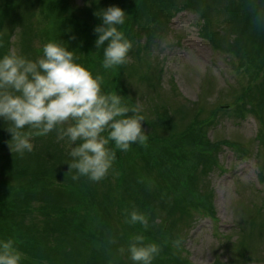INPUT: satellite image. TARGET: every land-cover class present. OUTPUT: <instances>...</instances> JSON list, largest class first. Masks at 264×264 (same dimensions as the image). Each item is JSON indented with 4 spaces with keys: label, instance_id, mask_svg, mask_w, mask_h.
<instances>
[{
    "label": "trees",
    "instance_id": "1",
    "mask_svg": "<svg viewBox=\"0 0 264 264\" xmlns=\"http://www.w3.org/2000/svg\"><path fill=\"white\" fill-rule=\"evenodd\" d=\"M37 1L44 3V0ZM67 1H54L58 12L67 20L65 28L58 33L59 39L65 41L69 49L79 57L78 62L104 76L105 91L114 90L122 95L126 103L135 104V98L130 97L121 81V72L125 64L107 73L100 67L102 49L96 51L94 46L96 34L93 32V27L100 23V19L94 12L111 5L119 6L127 13L125 23L119 26L120 30L125 33L126 27L128 30L139 27L152 33L161 30L163 21L160 18L168 20L179 7L173 0H99V3H92L91 6L71 7L70 10H65L64 8L68 6ZM213 2L214 0L210 2L183 0L182 7L190 8L198 14L202 20V24L199 25L200 35L211 43L215 51L229 52L238 60L239 82L248 81L245 80L244 74L250 81L242 86L231 100L216 104L208 110L201 105H189V102L187 104L182 101L171 113L167 105L151 104L149 115H146V121L142 124L144 130H147V127L151 128V132H146L145 144L132 145L127 152L115 150V160L109 172L116 174V188L124 191L132 186L137 195L130 201L119 197L118 206L113 213L109 211L110 206L106 209L103 193L97 195L93 181L87 177H80L76 181L71 179L74 170H68L65 162L70 160L68 149L53 139L55 132H50L47 136H32L33 151L18 155L12 152L7 144L10 134L0 127V239L14 240L15 246L22 254L21 264H122L120 260L122 254L118 249L120 247L126 249L131 237L137 234L145 237V243L155 242L160 246V256H156L152 264H162L175 255L179 256L176 264H188V259L181 254L180 249L177 250L172 244L161 239L164 237L162 232L165 227L162 223L156 230L146 231L139 223H126L125 218L135 209L143 213L149 222L158 208L166 209L168 213L179 209V213L186 214L187 217L188 207L194 211L193 215H212L211 211H207L211 208L209 204V209L205 204L198 206L187 204L180 183L170 177L164 179L163 175L168 171L169 164L167 163V167L162 161L168 152L175 155L173 149L179 147L180 153H193L192 162H186L184 165L188 175H193L197 171L205 173L210 166L218 165L213 153L219 141H207L209 140L207 132L215 123L219 112L233 113L241 118L247 112L251 113L258 123L260 135L258 139H261L259 142L264 144V88L261 86L264 84V0H227L224 18L221 21L225 22L227 25L225 31L231 33L233 38L230 41H227L230 38L223 39L224 42L221 39L222 45L216 36L224 34V31L220 33L218 29L215 30L214 24L218 18L213 12L215 11ZM0 4L3 7L0 6L1 27L8 13L15 8V4L7 0H0ZM59 21L55 23L58 29L61 24ZM25 32L28 33V30ZM46 32L45 37L49 41L52 32L50 28H47ZM70 35H74L75 39L70 40ZM125 35L127 37V33ZM1 39L0 36V54H3L9 50L10 44H5L6 37L4 41ZM29 39L30 37L26 39L24 37L23 42ZM29 49L30 52L33 50L41 53V48L32 49L26 47L24 43L22 50L27 52ZM257 62L259 66L254 70ZM251 90L254 91L253 97H250ZM186 104L188 106H185ZM193 106L195 108H192ZM178 113L179 117L186 119V124L184 126L179 124L180 130L174 131L177 128L175 122ZM166 132H173L179 144H176V138H166L165 141L158 143L155 133ZM8 143L11 144V141ZM224 143L235 149L240 147L234 141ZM243 153L248 155L247 152ZM200 157H206L207 161H202ZM134 160L140 163L141 177L140 173L132 170V167L136 168L133 166L136 165ZM151 160L156 162V170L164 183L159 190L158 198L153 193L154 188L149 178ZM130 173L134 174V182L127 186L126 181ZM142 191L146 194L151 193L154 200L147 198L146 202L142 199L145 196ZM168 196L171 199L166 202L165 198ZM168 225L171 226L170 223ZM118 226L125 232H121ZM250 226L256 225L253 223ZM258 230L264 231V223ZM125 253L127 251L123 254Z\"/></svg>",
    "mask_w": 264,
    "mask_h": 264
},
{
    "label": "rangeland",
    "instance_id": "2",
    "mask_svg": "<svg viewBox=\"0 0 264 264\" xmlns=\"http://www.w3.org/2000/svg\"><path fill=\"white\" fill-rule=\"evenodd\" d=\"M54 1L44 0L42 4L37 0H7L14 3L15 8L8 13L0 27L1 40L4 41L6 37L8 43L14 42L10 49L16 50L19 54L33 59L41 55L42 45L47 42L46 29L50 28L52 32L51 40L59 39L58 33L65 28L67 21L58 12ZM173 1L179 9L168 20L160 18L163 24L158 32L155 30L148 33L139 27L135 30L125 28L132 48L128 62L121 72V81L130 97L136 99L135 104L140 107L145 119L146 115H149L151 104L167 105L171 113L182 101L187 104L189 102V105H201L208 110L216 104L231 100L242 86L250 81L244 74L245 80L248 81L239 82L238 60L229 52L213 50L211 43L198 34L197 15L189 9L182 8L183 0ZM67 3L65 10L92 4L91 2L86 4L85 0H68ZM212 4L215 10L213 12L218 18L214 24L215 30L218 29L220 33L224 31V34L216 36L222 45L223 39L230 38L227 40L230 41L233 38L231 33L225 31L227 30L225 22L221 21L224 18L227 0H214ZM57 21L61 23L59 29L55 25ZM25 30H28V33ZM24 37L30 39L23 42ZM24 43L26 47L32 49L41 48V53L33 50L30 52L31 49L27 52L22 50ZM258 66L257 62L254 70H257ZM261 86L264 88L263 83ZM253 96L254 91L251 90L250 97ZM187 104L185 106H188ZM194 106L192 108H195ZM176 116L177 128L174 131L180 130L179 124L183 126L186 124L184 117H179V113ZM208 129L207 141H219L213 153L218 165L210 166L205 173L197 171L193 175H188L184 165L186 162H192L193 153H180L179 147L173 149L175 155L168 152L162 162L167 167L169 164L168 171L163 175L164 179L170 177L180 183L187 204L194 206L205 204L208 209L211 207L207 210L211 211V217L193 215L194 211L189 207L188 217L179 213V209L168 213L166 209L158 208L153 218L147 222L148 229H143L156 230L162 223L165 226L162 232L164 237L161 238L163 242L172 244L173 239L181 238L180 251H183L181 254L189 259L190 264H264V231L258 230L264 223V144L258 139L260 138L258 123L249 112L243 118L233 113L219 112L215 123ZM147 131L151 132V128L147 127L145 132ZM155 137L158 143L165 141L166 138H176V144H179L173 132L155 133ZM53 139L56 141L55 134ZM224 141H234L241 148L227 146ZM180 143L184 145L181 141ZM58 144L68 149L65 142ZM243 152H247L248 155H243ZM200 158L207 161L206 157ZM134 163L136 165L133 166L136 168L132 167V170L140 173L141 177L140 163L137 160H134ZM155 164L156 162L151 160L148 172L154 188L153 193L158 198L159 190L164 183ZM115 175L111 172L102 180L93 181L97 195L103 193L106 209L110 206L109 211L112 213L118 206L119 197L130 201L137 195L130 186L134 182V174H129L126 184L130 189L124 191L116 188ZM144 194L142 199L146 202L147 198L153 199L151 193ZM168 199L171 198L168 196L165 201L168 202ZM168 223L171 224L170 227ZM253 223L256 226L251 227ZM118 228L121 232L124 231L121 226ZM159 256L160 254L157 255ZM245 257L252 259L245 260ZM120 260L122 264H132L127 253L122 254ZM178 261L179 256L175 255L162 264H176Z\"/></svg>",
    "mask_w": 264,
    "mask_h": 264
},
{
    "label": "clouds",
    "instance_id": "3",
    "mask_svg": "<svg viewBox=\"0 0 264 264\" xmlns=\"http://www.w3.org/2000/svg\"><path fill=\"white\" fill-rule=\"evenodd\" d=\"M94 15L100 19L93 27L94 46L96 51L102 49L100 67L107 73L128 62L132 42L119 27L127 13L111 5ZM78 60L60 39L44 43L42 54L34 59L14 49L0 54V127L10 134L7 144L18 155L33 151L32 136L55 132V139L68 148L70 160L65 162L68 170H74L71 179L87 177L95 182L108 175L115 150L127 152L132 145L145 144L146 119L138 105L126 103L114 90L105 91L104 76ZM125 222L148 226L146 216L135 209ZM144 241L143 235H134L118 252L127 251L132 264H152L160 246ZM171 243L177 250L182 247L179 237ZM21 260L14 240L0 239V264H21Z\"/></svg>",
    "mask_w": 264,
    "mask_h": 264
}]
</instances>
